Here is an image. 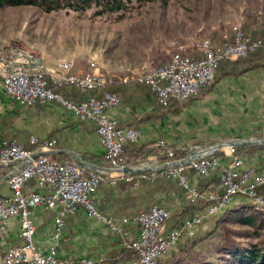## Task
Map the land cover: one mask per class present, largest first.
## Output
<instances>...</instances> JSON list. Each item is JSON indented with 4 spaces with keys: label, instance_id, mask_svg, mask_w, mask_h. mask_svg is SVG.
Instances as JSON below:
<instances>
[{
    "label": "built area",
    "instance_id": "1",
    "mask_svg": "<svg viewBox=\"0 0 264 264\" xmlns=\"http://www.w3.org/2000/svg\"><path fill=\"white\" fill-rule=\"evenodd\" d=\"M260 36H253L241 30L233 32L231 38L212 42L205 38L200 45V54L195 56L172 55L167 61L149 67V74L137 81L146 84L153 92L158 104L168 101L178 102V97L190 98L209 85L219 60L246 55L261 45ZM126 84L125 79H115L107 75L93 74L92 70L74 71L71 63L64 70L48 71L42 68L35 55L16 54L11 50L0 49V88L11 100L21 105L42 104L54 101L82 122L93 125L103 147L101 166L90 167L80 161H59L49 153L55 143L53 138L38 139L27 137L31 146L25 148L14 139L0 140V167L12 165L6 178L9 193L0 195V230L10 216L19 221L20 241L0 249V264H107L103 259L78 260L58 258L54 245L46 252L38 249L32 239L34 225L30 218L31 210L37 206L55 209L51 239L55 240L61 230L63 216L73 213L80 207L88 218L101 221L105 228L118 236L121 247L132 250L133 256L119 264H158V259L174 246L181 237L190 238L193 226L203 217L215 214L239 196L261 204L264 207V169L241 168L242 158L234 157L233 146L227 143V159L217 175V182L204 191L197 190L187 180L186 171L204 174L209 168L219 165L217 151L210 146H194L183 158L158 163L157 157L138 161L135 164L122 162L120 155L127 142L136 141L137 128L121 126L106 114V108L117 105V93L106 89L112 84ZM70 86L87 95L79 100L66 98L55 88ZM154 146L164 150L159 156H171L173 148L158 140ZM225 147V146H224ZM149 166L151 173L140 174L139 168ZM136 174L151 180L154 177L175 179L183 191L187 204L201 205L197 214L183 218L179 225L166 229L165 223L170 213L164 207L153 204L131 216L114 219L102 214L95 207L92 193L98 183L117 179L131 181ZM32 180V188L25 189L27 180ZM137 226V236L131 238L126 224Z\"/></svg>",
    "mask_w": 264,
    "mask_h": 264
},
{
    "label": "rangeland",
    "instance_id": "2",
    "mask_svg": "<svg viewBox=\"0 0 264 264\" xmlns=\"http://www.w3.org/2000/svg\"><path fill=\"white\" fill-rule=\"evenodd\" d=\"M254 3L255 0H129L123 9L101 13L94 12L96 8L94 5L81 10L63 7L46 11L40 6L30 3L5 4L0 5V49L15 44L39 57L45 67L53 70H64L67 68V63L70 62L71 69L74 71H78L76 67L80 66L85 68L82 71L93 69V73L96 74L126 79V82L129 83L144 84L135 81L147 71L149 67L146 66L167 61L172 55H199V47L205 38L219 43L224 38H231L233 32L243 30L253 36H260L263 44L259 46L264 49V22H262L264 12L254 8ZM246 7L248 8L246 9ZM223 83L224 86L230 84L232 87L238 88L244 86L240 79L237 81L223 79ZM208 86L200 91L205 90ZM212 86L203 94H200L199 91L198 94L188 99L207 101L206 98L209 97ZM61 88L58 87L55 90L60 92ZM235 96H217L216 99L213 96L212 102L209 103L210 100H208L205 109L201 110L204 107L203 104L200 106V112L205 116L204 122L201 123L208 130L195 136V139L192 138L194 141L187 138L188 142L176 147L167 144L162 139L150 142V147L154 148L157 153L154 155L157 157V162L164 163L183 158L189 151L191 154L194 153L192 151L194 146L211 147L216 144L219 146L214 149L221 150L217 151V156L219 158L226 157L227 155L222 150L227 152V142L232 141L250 140L251 143L245 144L247 149L259 152L264 150V130H253L250 136L231 137L232 133L229 128L259 119V112L248 108V102L245 100L247 96H243L242 93ZM185 100L187 99L179 100L181 101L178 102L179 105ZM44 103L35 104L40 106ZM173 115L177 116L178 113ZM158 140L173 148V153L171 156H167L169 157L167 160H160L162 155L159 156L158 152L164 149L161 146H154ZM229 145L233 146L234 144ZM236 145L233 146V149ZM178 151L184 153L173 158L172 156ZM246 151L244 150L243 153ZM231 154L234 157L243 156V154H233V152ZM256 155L264 156V154H254V156ZM152 156L137 160L132 164L148 160ZM101 165L102 163L95 166ZM151 170L149 166H143L139 168V173L147 175L151 173ZM135 172L133 176L145 178ZM155 178L158 177L148 181H153ZM194 187L199 191L207 189ZM241 199L240 203L227 206L233 208L228 213L224 214L226 207L209 216L207 228L203 232L198 235L192 234L188 239L185 238V240L197 241L191 248V259L182 264H223L227 255L226 253H216L215 246L221 241L226 230L233 231L232 233L228 232V235L236 239L240 247L264 240V227L254 232L251 225L244 223L239 218L250 215L252 210H257L264 215V210L256 208L252 201L244 197ZM185 206L190 207L185 217L197 214L201 210L199 204H186ZM169 213L171 215L170 211ZM236 231L238 233H234ZM181 242H177L159 259L164 260L169 257ZM131 252L134 253L132 250Z\"/></svg>",
    "mask_w": 264,
    "mask_h": 264
},
{
    "label": "crops",
    "instance_id": "3",
    "mask_svg": "<svg viewBox=\"0 0 264 264\" xmlns=\"http://www.w3.org/2000/svg\"><path fill=\"white\" fill-rule=\"evenodd\" d=\"M76 68L78 71L85 70L80 66ZM223 79H232L233 81L240 79L244 86L241 88L232 87L231 84L224 86ZM110 88L120 96V100L117 105L106 108V114L114 118L121 126L137 128L138 136L135 141L137 143H150L162 139L175 147L185 144L189 140L187 138L195 139V136L208 130L201 123L205 117L200 112L202 104L204 107L201 110L205 109V106L207 107L208 100H210L209 103L212 102L213 96L216 99L217 96L234 97L240 93L247 96L245 100L248 102V108L259 112V119L229 128L232 133L231 137L250 136L253 130H264L263 66L258 67L256 71H247L235 78L225 76L217 80L210 89L209 97L206 96L207 101L189 100L192 98L190 97L183 101L174 112L164 111L145 84H113ZM60 92L74 101L87 95V92L70 86L62 87ZM176 112L178 115L172 116ZM29 135H34L38 139L53 138L55 143L49 149V154L59 161L76 160L86 166L102 163L103 147L91 123L79 121L71 111L53 101L45 102L40 106L37 104L21 105L11 101L0 88V140L14 139L25 148H30L31 146L27 142ZM244 150L247 151L242 153L241 168L264 169V156H254V154H264V150L261 152L247 148ZM226 159V157L219 158V165L209 168L204 174L186 171L189 184L201 189L211 187ZM11 167L12 165L0 167V195L9 193L6 176ZM156 180L161 183L153 185ZM31 184L32 180H27L25 189H31ZM145 184L150 185L152 190L145 189ZM93 199L97 210L107 213L114 219L134 215L152 204L160 205L171 212L166 222L167 229L178 224L176 223L177 213L187 204L181 187L175 179L159 177L153 181L136 176H133L131 181L117 179L115 183H111L106 180L98 185L93 193ZM241 201V197L237 196L230 204ZM54 214L55 209H44L41 206L33 208L30 213L34 225L32 239L35 246L42 252H46L49 246L54 245L55 255L58 258L103 259L108 264H119L122 261L123 247L119 243L118 236L110 233L101 221L86 217L80 207H77L74 213L63 216L58 237L55 240L51 239ZM208 219L209 216L203 217L199 224L193 226V235H198L207 228ZM124 227L131 238L137 236L136 225L131 223ZM18 234L17 216L8 217L5 227L0 230V249L18 243L20 241ZM182 240L185 238L181 237L178 243Z\"/></svg>",
    "mask_w": 264,
    "mask_h": 264
},
{
    "label": "trees",
    "instance_id": "4",
    "mask_svg": "<svg viewBox=\"0 0 264 264\" xmlns=\"http://www.w3.org/2000/svg\"><path fill=\"white\" fill-rule=\"evenodd\" d=\"M128 1L129 0H0V5L30 3L38 5L46 11L63 7L81 10L90 5H94L96 7L94 12L101 13L103 11H114L123 9L125 8L126 3ZM253 7L259 9L261 12H264V0H255ZM247 8L248 7H246V9ZM246 9L245 11H247ZM247 17H249L248 14ZM262 22H264V15ZM261 46H257L253 51L248 52L244 56L236 57L235 59L224 58L219 60L215 68L213 81L205 90L200 91V94H203L206 90H208V88L212 86L214 82H216L222 77H236L242 75L247 71L255 70L260 66L264 67V49ZM110 86L111 85L107 86L106 89L113 92V89H111ZM178 102L170 101L169 104L161 107L164 111L174 112L179 107ZM246 147L247 146L245 144L236 145L233 149V154H242L244 148ZM183 153V151H178V153H175L172 157L177 158ZM156 154L157 153L155 149L150 147V143H137L133 141L127 142L123 146L120 159L123 162L133 163L137 160H142L147 158L148 156ZM168 158L169 157L167 156H162L160 157V160H167ZM216 182L217 178L214 179L213 185H215ZM160 183L161 182L159 180H156L154 181L153 185H159ZM144 187L145 189L152 190L151 186L148 184H145ZM178 188L179 187L177 186V189ZM189 209L190 207L188 206L182 207V209L177 213L178 219L176 220V223L179 224V222L182 220L183 217H185ZM231 210H233L232 206L227 207L226 210H224V214L228 213ZM239 218L244 223L251 225L254 232L264 227V215L261 212H258L257 210H252L250 215L240 216ZM228 232H231V230H226L225 233H223L221 241L215 246L216 253H226L227 255V258L224 260L223 264H264V240L250 243L246 247H240L238 241L229 236ZM234 233L238 232L236 231ZM196 241L197 240H185L181 242L178 245L177 249L172 252L169 257L164 260L159 259L158 264H182L190 260L192 256L191 248L196 243ZM121 253L122 260L130 259L133 256L131 250L125 248L122 249Z\"/></svg>",
    "mask_w": 264,
    "mask_h": 264
},
{
    "label": "bare ground",
    "instance_id": "5",
    "mask_svg": "<svg viewBox=\"0 0 264 264\" xmlns=\"http://www.w3.org/2000/svg\"><path fill=\"white\" fill-rule=\"evenodd\" d=\"M236 32H240V31H236ZM205 41V40H204ZM204 41L201 43V45L202 44H204ZM13 47H15V52H16V54H22V55H32L30 52H28L27 50H25V49H23V48H21V47H19L18 45H10V46H8L7 48H2L3 50H11ZM38 58V60L40 61V62H42L41 61V59L39 58V57H37ZM42 68H44L45 70H48L47 69V67H45L44 66V64L42 63ZM92 73H93V69H92ZM93 74H96V73H93ZM149 74V68L147 69V71L143 74L142 73V75L143 76H147ZM100 75V74H99ZM108 76V75H107ZM109 77V76H108ZM116 79V78H115ZM125 82H126V79H125ZM187 97H178V101L179 100H184V99H186ZM252 203L254 204V206L256 207V208H258V209H263L264 210V207L261 205V204H259V203H257V202H254V201H252ZM225 208V207H224ZM223 209V208H222ZM222 209H219V210H222ZM218 210V211H219ZM217 211V212H218ZM216 212V213H217Z\"/></svg>",
    "mask_w": 264,
    "mask_h": 264
},
{
    "label": "water",
    "instance_id": "6",
    "mask_svg": "<svg viewBox=\"0 0 264 264\" xmlns=\"http://www.w3.org/2000/svg\"><path fill=\"white\" fill-rule=\"evenodd\" d=\"M251 142L252 141H250V140H241V141H232V142H227V143L236 145V144H242V143L243 144H249ZM217 146H219V144L213 145V146H211V148H215ZM124 170H126V171H135L136 169L135 168L125 167Z\"/></svg>",
    "mask_w": 264,
    "mask_h": 264
}]
</instances>
